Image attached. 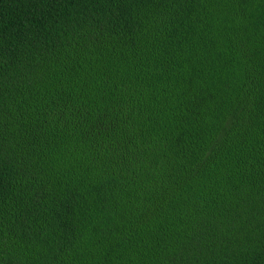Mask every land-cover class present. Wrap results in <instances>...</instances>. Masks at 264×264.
Here are the masks:
<instances>
[{
  "label": "trees",
  "instance_id": "obj_1",
  "mask_svg": "<svg viewBox=\"0 0 264 264\" xmlns=\"http://www.w3.org/2000/svg\"><path fill=\"white\" fill-rule=\"evenodd\" d=\"M123 1L0 0V264H264V0Z\"/></svg>",
  "mask_w": 264,
  "mask_h": 264
},
{
  "label": "bare ground",
  "instance_id": "obj_2",
  "mask_svg": "<svg viewBox=\"0 0 264 264\" xmlns=\"http://www.w3.org/2000/svg\"><path fill=\"white\" fill-rule=\"evenodd\" d=\"M121 1H123V0H121ZM124 1H126V0H124ZM124 1H123V2H124ZM130 1H131V0H130ZM133 1H134V0H133ZM135 1H136V0H135ZM148 1H149V0H148ZM158 1H160V2H158ZM158 1L155 0L156 3L161 4V0H158ZM163 1H164V0H163ZM141 2H142V1H141ZM144 2H146V1H144ZM116 3H118V2L116 1ZM126 3H127V1H126ZM128 3H130V2H128ZM151 3H152V2H151ZM166 3H167V2H166ZM119 4H121V3H119ZM123 4H124V3H123ZM123 4H122V5H123ZM139 4H140V2H139ZM152 4H153V3H152ZM162 4H163V2H162ZM167 4H169V3H167ZM126 5H127V4H126ZM140 5H141V4H140ZM146 5H147V4H146ZM116 6H118V5H116ZM137 6H138V4H137ZM144 6H145V5H144ZM157 6H158V5H157ZM157 6H156V7L154 6L155 9L158 8ZM159 6H160V5H159ZM165 6H166V4H165ZM131 7H132V5L129 7V9H130ZM135 7H136V5H135ZM160 7H163V6H160ZM147 8L149 9L148 6H147ZM152 8H153V6H152ZM116 9H118V8H116ZM125 9H126V8H125ZM139 9L142 10V9H143V5H142L141 8L139 7ZM148 9H147V10H148ZM119 11H120V9H119ZM149 11H150V10H149ZM129 12H130V10H129ZM129 12H128V15H129V16L132 15V14H129ZM132 12H133V11H132ZM134 12H135V11H134ZM134 12H133V13H134ZM136 12H138V11H136ZM139 12H140V11H139ZM147 12H148V11H147ZM119 13H120V12H119ZM140 13H142V12H140ZM117 15H118V14H117ZM124 15H125V14H124ZM128 15H126V19L128 18V17H127ZM140 15H141V14H140ZM122 16H123V15H122ZM134 16H135V15H134ZM122 18H123V17H122ZM122 18H121V19H122ZM131 18H132V17H131ZM133 18H135V17H133ZM115 19H116V18H115ZM124 19H125V18H124ZM117 20H118V18H117ZM121 22H122V21H121ZM116 23H117V22H116ZM118 24H119V23H118ZM193 256H194V255H192L191 257H193ZM191 257H190V258H191ZM193 258H194V257H193ZM189 261H191V259H190ZM192 262H193V261H192ZM192 262H190V263H192Z\"/></svg>",
  "mask_w": 264,
  "mask_h": 264
}]
</instances>
